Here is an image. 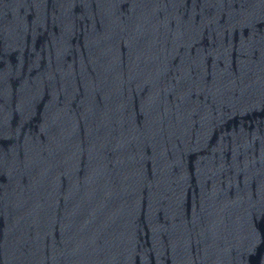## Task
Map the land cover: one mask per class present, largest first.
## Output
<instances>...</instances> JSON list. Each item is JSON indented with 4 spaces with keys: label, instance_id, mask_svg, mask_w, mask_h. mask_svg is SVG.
Wrapping results in <instances>:
<instances>
[{
    "label": "water",
    "instance_id": "1",
    "mask_svg": "<svg viewBox=\"0 0 264 264\" xmlns=\"http://www.w3.org/2000/svg\"><path fill=\"white\" fill-rule=\"evenodd\" d=\"M0 264H264V0H0Z\"/></svg>",
    "mask_w": 264,
    "mask_h": 264
}]
</instances>
